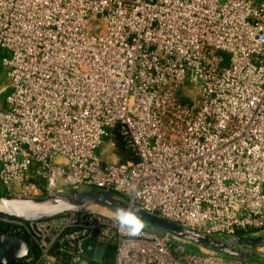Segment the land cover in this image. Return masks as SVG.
<instances>
[{"label": "built area", "instance_id": "1", "mask_svg": "<svg viewBox=\"0 0 264 264\" xmlns=\"http://www.w3.org/2000/svg\"><path fill=\"white\" fill-rule=\"evenodd\" d=\"M0 51V192L95 187L209 235L264 230V0H0ZM115 128L136 161L100 157ZM0 223L30 246L18 264H102L97 246L111 264H245L95 207Z\"/></svg>", "mask_w": 264, "mask_h": 264}, {"label": "water", "instance_id": "2", "mask_svg": "<svg viewBox=\"0 0 264 264\" xmlns=\"http://www.w3.org/2000/svg\"><path fill=\"white\" fill-rule=\"evenodd\" d=\"M95 207L116 216L117 209H135L144 224L145 230L167 237L172 241H180L199 251L237 260L264 255V234H237L232 236H213L196 229L182 226L176 222L162 218L156 214L130 205L112 191L95 188H68L62 192L43 194L34 197L12 195L0 192V217L36 222L48 220L72 212H80ZM93 244H88L85 255L91 257ZM30 253V246L20 235L12 233L0 234V264H11ZM105 247L97 246L92 258L101 261Z\"/></svg>", "mask_w": 264, "mask_h": 264}, {"label": "trees", "instance_id": "3", "mask_svg": "<svg viewBox=\"0 0 264 264\" xmlns=\"http://www.w3.org/2000/svg\"><path fill=\"white\" fill-rule=\"evenodd\" d=\"M2 55H3V53L0 51V57ZM4 75H5V70L0 65V83H3ZM6 93H7V89H5L3 92L0 93V101L2 102V107L0 109L5 108L4 98L6 96ZM109 138L111 139L112 143L114 144L115 154L118 157L119 162L126 163L129 161H136L137 160L136 155L134 154L133 150L129 147L127 141L120 136L118 129H116V128L113 129L111 132V136ZM9 231L10 230H9L8 226L0 223V234L1 233L2 234L7 233ZM187 249L191 250V251H197L196 248L188 246V245H187ZM20 260L14 262V263H11V264H18ZM111 260H112V249L107 248L105 250V254H104L102 264H111Z\"/></svg>", "mask_w": 264, "mask_h": 264}, {"label": "clouds", "instance_id": "4", "mask_svg": "<svg viewBox=\"0 0 264 264\" xmlns=\"http://www.w3.org/2000/svg\"><path fill=\"white\" fill-rule=\"evenodd\" d=\"M117 224L127 230L130 236H139L144 228V224L136 214L135 209H117L116 210Z\"/></svg>", "mask_w": 264, "mask_h": 264}, {"label": "rangeland", "instance_id": "5", "mask_svg": "<svg viewBox=\"0 0 264 264\" xmlns=\"http://www.w3.org/2000/svg\"><path fill=\"white\" fill-rule=\"evenodd\" d=\"M6 86H7L6 85V81L4 79L3 83H0V93L3 92L6 89ZM1 107H2V102L0 101V108ZM97 152L99 153V155L102 158V160H104V162H106V163L119 161L118 157L115 154L114 144L112 143L110 138L106 139L104 141V144L101 147H99ZM258 233H263L264 234V230H261ZM259 251L260 252H264V249H260ZM263 261H264V255H262V256L258 255L256 257V259L249 258V259H246L244 263L245 264H261Z\"/></svg>", "mask_w": 264, "mask_h": 264}]
</instances>
